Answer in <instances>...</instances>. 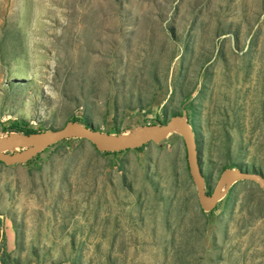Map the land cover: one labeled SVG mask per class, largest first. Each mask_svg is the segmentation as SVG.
<instances>
[{
  "label": "rangeland",
  "instance_id": "1",
  "mask_svg": "<svg viewBox=\"0 0 264 264\" xmlns=\"http://www.w3.org/2000/svg\"><path fill=\"white\" fill-rule=\"evenodd\" d=\"M176 115L208 193L230 167L264 175V0H0V129L132 134ZM125 155L68 139L1 171L0 264L3 241L16 264H264L257 183L203 211L177 132Z\"/></svg>",
  "mask_w": 264,
  "mask_h": 264
},
{
  "label": "water",
  "instance_id": "2",
  "mask_svg": "<svg viewBox=\"0 0 264 264\" xmlns=\"http://www.w3.org/2000/svg\"><path fill=\"white\" fill-rule=\"evenodd\" d=\"M173 131L177 132L184 144L186 163L190 178L195 186L196 197L203 211L216 207L223 189L232 183L250 181L264 189V175L255 171L224 170L211 193L206 191V183L193 127L180 115L172 116L157 127L132 134H100L91 127L76 122H68L62 128L38 132L30 135H17L0 139V163L6 166L26 164L44 150L68 139H80L92 145L99 153H114L134 150L149 144H159ZM22 148L20 154L8 151Z\"/></svg>",
  "mask_w": 264,
  "mask_h": 264
},
{
  "label": "trees",
  "instance_id": "3",
  "mask_svg": "<svg viewBox=\"0 0 264 264\" xmlns=\"http://www.w3.org/2000/svg\"><path fill=\"white\" fill-rule=\"evenodd\" d=\"M156 120H158L157 122L160 124H163L162 122L159 121V119L157 118ZM70 122H76V123H81L77 120L72 119ZM86 127H89L87 124H83ZM191 125V124H190ZM194 130V129H193ZM41 132L37 129H34L32 127H30V125L24 121V120H12V121H8V123L4 126L1 127L0 129V133H2L3 135H11V134H17V135H30V134H34V133H38ZM195 132V131H194ZM115 134H120V133H115ZM196 136V135H195ZM53 147V146H52ZM146 146H143L141 148H137L135 149L136 151H142L144 150ZM45 151V150H44ZM43 151V152H44ZM42 153V152H41ZM122 152H114V153H101V154H105V155H113V154H120ZM39 155V154H38ZM37 155V156H38ZM36 158V157H35ZM34 159V158H33ZM32 160H30L29 162H27L26 164L31 163ZM2 165V163H0ZM231 169L235 168L234 167H230ZM217 208H213L212 210H210L209 212H214ZM5 241L2 242V249H3V253H4V257L2 258V263L3 264H16V262L14 260H12L10 258V256L6 253L5 251Z\"/></svg>",
  "mask_w": 264,
  "mask_h": 264
},
{
  "label": "crops",
  "instance_id": "4",
  "mask_svg": "<svg viewBox=\"0 0 264 264\" xmlns=\"http://www.w3.org/2000/svg\"><path fill=\"white\" fill-rule=\"evenodd\" d=\"M50 148H52V147H50ZM47 150L48 149H46L44 152H46ZM133 151H135V149L134 150L123 151L120 154H113L112 157L113 158H118V157H122L123 155L126 156L125 154L130 153V152H133ZM40 154H43V152L40 153ZM24 166H30V164H21V165H13V166H6V165H3V164L2 165L0 164V173H1V171L8 172L9 171V169H8L9 167L17 168L20 171L25 170V172H27L29 169H26V167H24ZM3 198H4V196H3V190L0 187V200L3 199Z\"/></svg>",
  "mask_w": 264,
  "mask_h": 264
},
{
  "label": "built area",
  "instance_id": "5",
  "mask_svg": "<svg viewBox=\"0 0 264 264\" xmlns=\"http://www.w3.org/2000/svg\"><path fill=\"white\" fill-rule=\"evenodd\" d=\"M79 110H81V109H79ZM79 110H78V111H79ZM75 117H76V118H78V116H77V115H76Z\"/></svg>",
  "mask_w": 264,
  "mask_h": 264
},
{
  "label": "bare ground",
  "instance_id": "6",
  "mask_svg": "<svg viewBox=\"0 0 264 264\" xmlns=\"http://www.w3.org/2000/svg\"><path fill=\"white\" fill-rule=\"evenodd\" d=\"M29 77V76H28Z\"/></svg>",
  "mask_w": 264,
  "mask_h": 264
}]
</instances>
